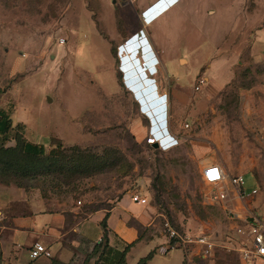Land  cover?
Masks as SVG:
<instances>
[{
	"label": "rangeland",
	"instance_id": "1",
	"mask_svg": "<svg viewBox=\"0 0 264 264\" xmlns=\"http://www.w3.org/2000/svg\"><path fill=\"white\" fill-rule=\"evenodd\" d=\"M210 3L217 9L214 17L203 21L190 12L171 13L165 26L189 40V46L180 47L186 57H230L232 80L210 102L200 121L176 110L182 120L174 122L178 146L155 151L144 139L134 141L135 121L144 138L151 123L143 102L125 87L119 71L118 48L144 32L130 12L134 5L114 0H0V111L13 124L5 140L0 137V147L12 148L19 136L43 146L45 156L59 143L67 154L77 147L106 161V169L92 175L90 167L72 164L63 171L44 167L36 176L31 164L0 165V188L33 191L48 210L66 203L81 215L109 210L114 201L140 190L154 212L152 230L158 237L164 236L168 223L181 232L207 235L217 244L205 258L188 253L184 264H241L235 252L222 246L233 236L229 211L264 218V41H256L254 47L249 36L246 45L237 46V35L243 26H264V0ZM143 13L139 16L145 24ZM137 58L143 64L141 52ZM205 69L195 78V86ZM169 78L172 85L180 84L176 77ZM211 126L223 132L222 141L236 147L241 156L260 163L254 175L242 176L243 189L247 194L256 190L255 196L243 202L235 198L238 203L207 200L210 186L197 168L206 156L216 157L214 142L206 137ZM94 246L86 247V259L78 264L106 263L100 248L95 253L100 259L91 258ZM146 254L144 245L136 246L129 262L137 263ZM181 259L179 251H172L149 264L168 260L180 264Z\"/></svg>",
	"mask_w": 264,
	"mask_h": 264
},
{
	"label": "crops",
	"instance_id": "2",
	"mask_svg": "<svg viewBox=\"0 0 264 264\" xmlns=\"http://www.w3.org/2000/svg\"><path fill=\"white\" fill-rule=\"evenodd\" d=\"M160 1L138 0L130 12L137 22L139 21L140 26L144 27V35L153 51L155 72L148 75V78L157 76V79L153 80L157 94L164 96L166 100L167 130L178 141L175 136L174 122L178 123L182 120L176 110L180 109L184 116H190L193 121H200L210 102L219 96L231 82L232 60L225 55L223 59L217 56L203 59L198 56L182 55L180 47L189 46V40H182L173 34L171 26H165L171 20V13L190 12L197 16L200 15L202 18L200 20L203 21L214 17L217 9L213 3H210V0H166L165 6L159 4ZM154 6H157L155 14L152 17L149 16L148 21L144 20L145 24H142L139 14ZM249 36L253 42L252 46L255 47L256 41H264V26H243L237 35V46L246 45ZM196 42H198L197 38ZM124 46L125 44L122 45ZM127 51L129 47H125L124 52L121 51V58L126 56ZM203 67L206 69L201 78L205 80V83L198 91H195L194 81ZM186 71L190 74L189 76L186 75ZM169 76L176 77L180 84L172 85ZM185 79L189 85L185 83ZM128 89L131 87L128 86ZM143 107L145 114L152 120L153 118L160 119L159 105H155L154 109H149L143 103ZM135 122L132 126L129 125L131 128L134 127L136 134L134 141L140 143L144 139L145 142L149 129L146 130L144 138L143 128L138 125L137 121ZM206 137L209 142H214L216 157L209 155L202 159L197 168L199 176L202 177L204 168L210 164L219 165L225 173L232 176H243L248 172L254 175V169L260 165L258 160L241 156L240 152L236 151V147L228 146L222 141L223 132L211 126ZM234 200L237 201L235 198ZM44 203V199H41L36 192L10 187L0 188V264H78L81 260L84 262L88 254L86 247L89 244L94 246L101 240L103 230L100 224L106 215H108L106 219L108 246L121 252L127 245L133 243L126 254L125 264H136L130 263L128 259L136 246L144 245L148 254L153 250L157 251L166 243L163 235L160 238L152 230L155 227L153 210L146 205L132 203L128 194L114 201L109 210H98L90 215H81L77 212V208L66 205V203L60 208L48 210ZM143 231H146L144 236ZM35 242L42 243L50 251L51 258L31 261L29 250ZM92 250L93 247L90 252ZM174 251L181 253L180 264H184V252ZM157 256L160 255H155L147 264ZM165 264H169V260Z\"/></svg>",
	"mask_w": 264,
	"mask_h": 264
},
{
	"label": "built area",
	"instance_id": "3",
	"mask_svg": "<svg viewBox=\"0 0 264 264\" xmlns=\"http://www.w3.org/2000/svg\"><path fill=\"white\" fill-rule=\"evenodd\" d=\"M114 1L134 5L138 0ZM165 1L161 0L159 4L165 6ZM147 11L143 13L145 21H148L149 16H151V14L146 15ZM140 31L144 34L142 30ZM204 83L205 80L200 78L198 84L194 87L195 91H198ZM159 107L161 113L159 120L156 118L152 120L146 115L151 125L145 139V145L153 147L157 144L158 151H168L176 147L178 141L167 130L166 100L160 103ZM188 127V124L184 125V128ZM202 180L210 186L206 198L212 203H227L234 198L243 202L257 194L256 190H252L250 194H247L243 189L242 176L227 174L216 164H210L204 168ZM129 197L132 203L148 204L147 197L140 190H134L133 193L129 194ZM77 204L80 205V201ZM229 218L234 223L232 228L233 236L232 238H227L222 248L235 252L241 264H264V218L254 214L241 216L234 210L229 211ZM164 237L166 243L157 249V253L162 256L174 250H181L185 255H188V253L193 255L195 253L205 258L210 256L217 247L215 241L207 235H193L189 232H181L169 226L168 223L164 226ZM29 258L31 261L51 258V253L42 243L35 242L29 250Z\"/></svg>",
	"mask_w": 264,
	"mask_h": 264
},
{
	"label": "trees",
	"instance_id": "4",
	"mask_svg": "<svg viewBox=\"0 0 264 264\" xmlns=\"http://www.w3.org/2000/svg\"><path fill=\"white\" fill-rule=\"evenodd\" d=\"M116 76L118 83L121 84V79L119 74H117ZM19 126L20 124L17 125V127ZM12 127L13 124L10 117L4 111H0V137L3 140H5V137L10 132ZM14 142L15 144L12 148L4 149L2 146L0 147V165L2 166L7 165V166H11L12 168H15L16 162H18V164L20 163L31 164L32 167L30 171L33 174H35V176L37 173L41 172L44 167L46 170H49L51 167L54 168L57 167L61 171H63V169H66L67 164H72L73 165L72 167H77V168L83 167L85 169H88V167H90L89 170L90 175H92L95 172L103 171L104 169H106V166H104L106 161L103 158V156L100 157L98 155L89 154L84 150H80L77 147H71L70 150H68L71 152L67 154L68 152L64 151L62 149V146L58 143L54 145L51 148V150L48 152V154L45 156L44 147L39 144L31 143L19 136L15 137ZM107 217L108 215L104 217L103 221L100 224L103 230V235L101 237L100 243L94 246L90 256L91 258L97 256L95 254L96 250L100 248L99 250L101 251L104 250L103 252L106 257V263H103V261L100 262L97 261V264H125L126 254L133 243L127 245L125 249L121 252H118L110 248L108 246V237H107V225H106ZM101 243H103V245ZM155 255H156V250H153L149 252L145 257L141 258L136 264H147L149 261L152 260V258ZM100 257L101 256L99 254L97 256V259H100Z\"/></svg>",
	"mask_w": 264,
	"mask_h": 264
},
{
	"label": "water",
	"instance_id": "5",
	"mask_svg": "<svg viewBox=\"0 0 264 264\" xmlns=\"http://www.w3.org/2000/svg\"><path fill=\"white\" fill-rule=\"evenodd\" d=\"M156 7L154 6L150 8L147 11L146 15L151 14V17H152L155 14ZM131 43H133L134 45L132 56L121 58L120 54H121V51L123 50L122 45L118 48L119 71L122 74V82L127 89H128L127 83L132 85L133 89H129V90L131 92H137V94H134V97L136 98L137 101H139L138 97L141 98L143 102L151 99V100H154V105L155 104L159 105L160 103L165 101V97L159 96L157 94L155 81L153 79L148 78V75L155 72V69L153 68L154 67L153 65L155 63V57H154L153 51L145 35L141 31H139V33L134 34L130 39H128L125 45L131 44ZM140 47H143V52L145 48V53L148 54V56L150 57V61L152 62L151 66H145L144 63L141 65L140 60L136 58L137 54L139 53L138 49ZM141 51H142V48H141ZM123 65H124V69L122 68ZM127 80L128 82L126 83ZM48 100L50 101V99ZM153 148L157 149L158 145L155 144Z\"/></svg>",
	"mask_w": 264,
	"mask_h": 264
},
{
	"label": "bare ground",
	"instance_id": "6",
	"mask_svg": "<svg viewBox=\"0 0 264 264\" xmlns=\"http://www.w3.org/2000/svg\"><path fill=\"white\" fill-rule=\"evenodd\" d=\"M134 45H133V43H131V44H126L124 47H122L123 48V50H122V52H124V50H125V47H129V51H127V54H126V56L125 57H123V58H126V57H129V56H132V54H133V49H134V47H133ZM141 48H142V51H141ZM138 51L139 52H141V56H142V59H143V63L145 64V66H150V64H151V61H150V57L148 56V54L147 53H145V48H144V52H143V47H140L139 49H138ZM144 53V54H143ZM136 58H137V56H136ZM147 61V62H146ZM146 62V63H145ZM124 69V68H123ZM125 74H126V72H125ZM128 82V80L126 81V83ZM127 85H129L130 87H131V89H133L132 88V85H130L129 83H127ZM134 94H137V92H133ZM138 99H139V101L142 103L143 102V100L141 99V98H139L138 97ZM142 101H141V100ZM144 104H145V106H147L149 109H154L155 108V105H154V100H151V99H149L148 101H145V102H143Z\"/></svg>",
	"mask_w": 264,
	"mask_h": 264
}]
</instances>
